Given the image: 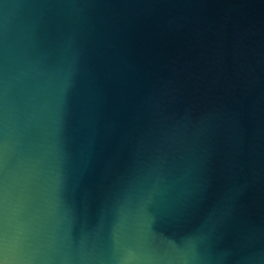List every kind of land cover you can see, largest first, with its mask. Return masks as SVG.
<instances>
[{
    "label": "water",
    "instance_id": "95a60500",
    "mask_svg": "<svg viewBox=\"0 0 264 264\" xmlns=\"http://www.w3.org/2000/svg\"><path fill=\"white\" fill-rule=\"evenodd\" d=\"M0 264H264V0H0Z\"/></svg>",
    "mask_w": 264,
    "mask_h": 264
}]
</instances>
